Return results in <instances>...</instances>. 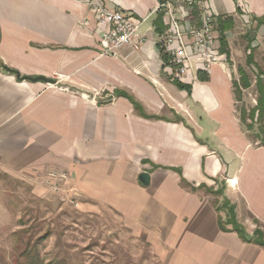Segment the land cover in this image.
<instances>
[{"label":"crops","instance_id":"0c3cea01","mask_svg":"<svg viewBox=\"0 0 264 264\" xmlns=\"http://www.w3.org/2000/svg\"><path fill=\"white\" fill-rule=\"evenodd\" d=\"M103 1L137 20L139 52L102 53L79 0H0V170L31 183L66 172L80 211L116 212L166 264H264L263 247L218 225L224 200L237 220L246 211L264 224V145L233 91L238 67L260 66L252 43L242 57L227 40L238 21L264 39V0H209L223 61L180 79L157 45V0ZM37 76L53 83L26 79Z\"/></svg>","mask_w":264,"mask_h":264},{"label":"rangeland","instance_id":"374dc122","mask_svg":"<svg viewBox=\"0 0 264 264\" xmlns=\"http://www.w3.org/2000/svg\"><path fill=\"white\" fill-rule=\"evenodd\" d=\"M227 40L231 46L229 50L238 51V56L242 57L252 43L253 54L264 74V39L261 36L238 21ZM236 59L228 61L229 65L237 62ZM244 69L249 74L251 86L242 90L236 108L249 110L256 105L258 73L254 66H244ZM234 77L239 78L237 70ZM246 124H250L249 119ZM260 128H264V119L249 130L255 141ZM47 172L42 177L38 175L36 180L33 178L31 183L0 170V264H26L31 261L29 255L37 257L39 264L167 263L156 256L148 243L132 235L116 212L107 208L80 211L63 191V182H58L56 189L46 184ZM221 208L227 214L226 207ZM223 218L228 219L227 216ZM238 220L248 231L259 227L264 234V224L254 223L246 211L241 212Z\"/></svg>","mask_w":264,"mask_h":264},{"label":"built area","instance_id":"2783aa9c","mask_svg":"<svg viewBox=\"0 0 264 264\" xmlns=\"http://www.w3.org/2000/svg\"><path fill=\"white\" fill-rule=\"evenodd\" d=\"M79 1L87 5L101 32L102 53H115L124 47L132 53L139 52L144 38L138 35L137 20L118 8L107 7L103 0ZM153 12L164 25L157 45L167 54L176 78L180 79L192 68L209 71L223 61L217 46L218 22L209 0H157ZM45 178L46 184L56 189L58 182L66 181L67 174L50 170Z\"/></svg>","mask_w":264,"mask_h":264},{"label":"trees","instance_id":"16d2710c","mask_svg":"<svg viewBox=\"0 0 264 264\" xmlns=\"http://www.w3.org/2000/svg\"><path fill=\"white\" fill-rule=\"evenodd\" d=\"M257 23L258 25L264 24V18L258 19ZM219 24L222 29L225 28V24L223 23V21H220ZM155 25L157 26L156 29L158 30L159 33L163 31L164 27L162 26L160 16L156 18ZM221 28H220V32L222 33L223 30H221ZM226 45L227 44L225 40L221 37V48H222V51L224 52H226ZM161 57L165 62L168 61V56L165 52L162 51V49H161ZM248 60L250 63L251 57ZM2 68L7 72L16 74L18 79L21 78L17 71L12 70L6 67L5 65H2ZM256 69L258 73L255 79V86H256V91L258 94L257 99H256V105L250 108L249 110H246L243 107L240 109L236 108V110L238 111L240 122L246 127L248 131L253 128L254 123H256L257 121L261 122L264 119V74L262 70L260 71L258 67H256ZM238 72L240 75L239 80H235V79L233 80V91H234V98L236 102L241 100L242 89H246L251 85L249 75L241 67H238ZM201 79L203 80L204 78L201 77ZM176 83L179 88H182V89L187 88L185 85L179 82H176ZM247 119L250 120V124H246ZM262 133H264V128H260L258 130V132L256 133V138L259 140V142H262L261 145H264V136ZM221 206L226 207L227 209L226 216L228 218L227 220L222 222L221 218L218 217V225L222 231H234L237 233V235L242 241L247 242V243H254L264 248V234L260 230L259 227L255 228V230L252 232V235H249L246 232L245 228H243V226L238 223L235 212H234V207L227 200H224ZM252 220H254V223H256L257 225H262L255 218H252ZM225 225H230L231 229H227ZM34 244L36 245V243ZM28 258H30L31 261L27 262L26 264H39L40 263L39 259L35 256L32 258V256L29 255Z\"/></svg>","mask_w":264,"mask_h":264},{"label":"water","instance_id":"95a60500","mask_svg":"<svg viewBox=\"0 0 264 264\" xmlns=\"http://www.w3.org/2000/svg\"><path fill=\"white\" fill-rule=\"evenodd\" d=\"M26 79L31 80V81H43V82H47V83H53L52 79L49 78H45L42 76H37V77H26ZM139 180L141 183L143 184H148L149 182V175L147 172H141L139 175Z\"/></svg>","mask_w":264,"mask_h":264}]
</instances>
